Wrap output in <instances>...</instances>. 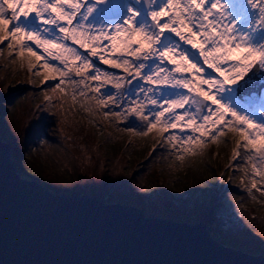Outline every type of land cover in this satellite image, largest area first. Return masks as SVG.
<instances>
[{"label":"snow or ice","instance_id":"1","mask_svg":"<svg viewBox=\"0 0 264 264\" xmlns=\"http://www.w3.org/2000/svg\"><path fill=\"white\" fill-rule=\"evenodd\" d=\"M245 4L258 15L249 19L231 0H149L147 8L143 0H0V44L8 41L18 57L43 61L41 69L51 74L44 82L59 81L50 85L53 92L71 85L80 97L91 91L101 108L113 105L105 119L135 114L146 130L134 134L179 129L183 135L164 140L183 151L206 142L203 137L215 143L224 128L238 132L243 143L237 148L254 154L247 157L253 175L264 180V104L259 121L247 107L254 94L264 98V0ZM104 14L116 19L105 24ZM93 57L123 75L102 70ZM108 86L116 92L95 95ZM190 103L194 112L185 108ZM239 155L234 149L233 159ZM251 187L257 188L255 179Z\"/></svg>","mask_w":264,"mask_h":264},{"label":"trees","instance_id":"2","mask_svg":"<svg viewBox=\"0 0 264 264\" xmlns=\"http://www.w3.org/2000/svg\"><path fill=\"white\" fill-rule=\"evenodd\" d=\"M61 88L66 90L53 92L47 87V97L35 87L0 92V138L9 144L20 176L57 194L97 196L106 203L140 206L149 216L205 225L216 221L221 243L249 253L258 250L245 232L256 225L263 227L264 218L250 214L249 194L225 181L229 173H234L236 181L239 171L248 169L245 155L238 171L221 167L223 173L215 176L222 177L221 188L214 196L202 191L201 185L193 192L189 188L181 193L160 190L153 180L156 173L172 181L177 178L176 162L163 137L153 130L147 136L127 138L129 132L139 133L146 126L127 116L118 122L112 116L105 119L106 109L80 97L78 89ZM190 178L182 176L180 182L187 186ZM208 184L213 186L212 181Z\"/></svg>","mask_w":264,"mask_h":264},{"label":"water","instance_id":"3","mask_svg":"<svg viewBox=\"0 0 264 264\" xmlns=\"http://www.w3.org/2000/svg\"><path fill=\"white\" fill-rule=\"evenodd\" d=\"M258 98L254 94L250 102ZM0 264H264V256L221 243L201 221L54 193L19 175L9 144L0 138Z\"/></svg>","mask_w":264,"mask_h":264},{"label":"rangeland","instance_id":"4","mask_svg":"<svg viewBox=\"0 0 264 264\" xmlns=\"http://www.w3.org/2000/svg\"><path fill=\"white\" fill-rule=\"evenodd\" d=\"M126 2V0H124ZM231 2L237 5H243L245 9H247L249 13V19L251 18L252 14L258 15L256 10L252 9L251 6L245 4V0H231ZM149 3V0H147ZM260 0H257V5H259ZM102 22L107 24L109 21H113L116 18H104L102 16ZM96 27H100L101 23H96ZM110 26V25H109ZM257 30H260V26L257 27ZM166 35H169L166 33ZM175 38V37H173ZM8 41H5L4 44H0V92L5 93L8 89L16 88L22 89L24 87H35L39 89H43V95L45 97L48 96L47 87L50 88L51 86H55L59 81L57 80H48L44 82V75L50 73H46L45 70L41 69L40 65L43 61H36L34 57H30L25 54L23 57H18L16 51L10 50L6 47ZM39 52V50H37ZM83 51V50H81ZM11 53V54H10ZM6 59V60H5ZM93 62L102 70H106L112 73H116L118 75H123L118 69H112L106 65L99 63L98 58H91ZM53 64H58L56 61H50ZM30 64H35V68H31ZM37 71H40V75H37ZM211 71V70H209ZM71 75V74H70ZM215 75V74H214ZM74 79L79 80L80 77L73 76ZM95 86L97 82H89ZM134 83H140V81H134ZM71 88H73L70 85ZM235 87V86H232ZM63 89V88H62ZM66 89H63V91ZM80 91V89H78ZM111 91L113 93L116 92L115 89H112L110 86L101 89V93L95 94L97 96L103 94L104 92ZM121 91H125V89H121ZM167 92H174V91H183L186 90H174V89H164ZM75 92V91H74ZM94 94L91 91L87 92L86 99L92 105H96L97 102L92 100L91 97ZM195 98V94H189ZM264 104V98L261 96L259 97L258 101L255 103H249L248 113L250 115L255 116V119L259 121L261 117L259 116V110L261 109V105ZM98 105V104H97ZM99 106V105H98ZM100 107V106H99ZM114 106L109 104L108 107L102 108L106 109L108 112ZM186 109L190 110L191 112L195 111V105L191 103L185 106ZM118 111V109H117ZM128 119L132 122H138L142 125H145V122L142 121L139 117L135 114L127 115ZM114 118V117H113ZM116 120V118H114ZM119 120H117L118 122ZM87 125H92V122L88 119L84 121ZM143 128V127H141ZM146 130V129H144ZM158 132L159 136L163 137L164 144L167 148L171 150L170 154L174 157L172 158L173 162H176L175 169L173 170L174 173L177 175L175 181H172L166 175H160L156 173L153 177L154 182L159 185L160 190L166 189L169 192L174 193H181L183 190L195 191L196 186L201 185L202 191L208 190L209 195H215L218 193V190L221 188L220 183L222 182V177L219 180L215 177H220L219 175L221 172V167H225L226 171L230 172L231 170L238 171L239 168L241 169L243 164H240L241 156L247 158L249 154L254 155L245 151L242 147L237 148L238 144L243 143V138L238 134V132H233L224 128V135L218 136L216 142H211V136L203 137L202 140L206 142L202 143L201 145H194V146H183L184 150L182 151L181 145L177 143L175 147L165 142L164 137L172 134L173 132L177 135H183L184 133H180L179 129L176 130H169L166 133H160L158 129H153ZM136 134L133 132H129L127 138L135 137ZM198 135V134H196ZM138 136V135H137ZM6 142V141H5ZM236 149L240 155L233 159V150ZM183 156V160L178 159V156ZM244 159V158H243ZM248 169L243 170L241 169L239 173L241 176L234 181L233 176L234 173H229V177L227 176L225 181L231 183L233 187L241 188L247 194L251 196L252 201L250 202V206L248 207L250 214L256 217H263L264 218V195H261V192H264V180H261L259 176H254L251 168V162L248 163ZM190 176V182L184 185L180 182L182 176ZM24 177V176H22ZM213 177V178H212ZM27 178V177H24ZM30 179V178H27ZM179 179V180H178ZM255 179L257 181V188L251 187L252 180ZM209 181H212L213 186L208 184ZM181 183V184H180ZM259 189V191L257 190ZM138 207V206H137ZM140 207V206H139ZM142 209V208H141ZM144 212V211H143ZM145 214V213H144ZM187 222V221H186ZM196 221H188V223H195ZM206 228L218 241L221 239L218 236L217 230L220 228L216 221L208 222L206 224ZM245 235L249 236L257 247V251L252 254H259L264 256V226H254L245 232ZM221 242V241H220ZM239 249V248H238ZM248 252V251H247Z\"/></svg>","mask_w":264,"mask_h":264}]
</instances>
